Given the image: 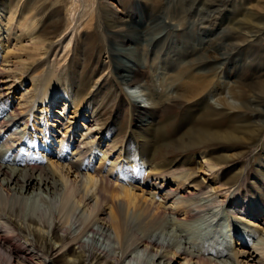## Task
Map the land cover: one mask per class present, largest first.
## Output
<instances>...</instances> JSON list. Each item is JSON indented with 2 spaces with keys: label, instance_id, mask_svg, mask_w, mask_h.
<instances>
[{
  "label": "bare ground",
  "instance_id": "6f19581e",
  "mask_svg": "<svg viewBox=\"0 0 264 264\" xmlns=\"http://www.w3.org/2000/svg\"><path fill=\"white\" fill-rule=\"evenodd\" d=\"M260 1L264 0H258V2ZM19 4L22 5L21 1ZM21 5L20 8L18 4L16 6L11 5L13 7L11 10L8 9L10 5L6 7L7 10L0 8V12L4 13L3 16L8 21L7 23L14 22L18 18L17 28L18 30L22 28L24 31V33L15 36L17 37L15 40L21 44V48H17V43L13 46L14 51L17 49L23 55L26 54V57L15 55L14 62L12 61L15 68L37 65L41 62L39 60L54 51L55 46L59 47V44L56 45L57 42L54 40L50 41L49 46L44 44V40L36 34L38 25L42 23L43 26V18L39 15L23 14V10L30 6L29 1L27 4ZM254 10L244 9L243 16L234 26L233 33L229 37L231 41L225 44L224 50L222 48L215 49L217 59L210 54L208 55L206 50L204 51L202 48L199 50L200 44H203L205 34L201 30L197 36L185 35L186 38L184 37L181 46L174 47L177 50L175 53L176 58L172 61L165 58V62L158 63L156 55L153 57L154 50L150 49L151 46L148 47V43L146 45L142 44L144 39H137L132 35L130 37L131 42L129 44L125 43L123 41L124 36L118 33L122 30L119 24L118 28L112 32L113 38L106 40L109 59L102 60L101 56L98 55L95 63L102 62L110 68L114 66L115 84L117 90H120L122 101L128 106L139 110V115L136 116L141 118V122L145 121V117L151 115L150 120L146 119V122H148L145 126L149 127L151 132L158 125L155 121L156 114L147 113L150 110L142 108L140 103L155 106L161 104L163 98L168 100L169 95L162 94V86L170 79L168 76L171 72L174 71L179 74L177 68L182 65L183 70L180 74L189 77L191 80L197 79L196 82L200 84V87L191 94L195 92L198 96L202 94L200 99H202L203 104L210 101L214 105L208 106L207 109L218 110V107L223 106L231 112L232 116L241 115L248 123L240 126L238 132L242 134L240 138L248 139L253 132L264 131V120L260 119L264 116V82L255 84L254 87L247 83V87L243 88V86L237 84L236 80L232 81L230 79L228 71L233 63L230 61L231 54L241 46L239 44L255 42L264 31V13H262L264 5H257V9ZM107 16V18L111 17V13H108ZM1 23H3L2 19ZM117 23L115 19H112L109 26L116 28ZM0 30H2V32L0 31L1 35L2 33L6 34V41H0V48L2 49L3 44L8 45V41L14 36L11 35V31L8 32L7 28L4 30L1 28ZM71 33L72 36L68 43L75 38L74 33ZM147 34L150 33L147 32ZM234 38L241 42L233 41ZM83 49L86 56L91 54L88 44ZM11 52L12 50L9 48L4 54L0 53V83L10 81H2L1 76H4V73L7 72V67L3 65H5V62L11 61ZM148 52L152 53L151 59L155 63L151 62L146 65L147 67L145 66V69L147 68L152 73L150 80L152 84L139 78L138 73H136V70L140 69L139 63L142 65L150 62ZM181 52H184V55H181ZM75 53L77 52L74 50ZM199 53L205 56H201ZM35 54H41V56L37 57L38 55ZM134 57L137 60V66H135L136 62L133 60ZM58 58L56 57V60L54 58V60L48 62V71L53 63L57 62ZM124 59L127 60L126 62L131 60L134 64L126 63ZM91 66H94V64L85 59V68L81 72L79 87L86 85V80L92 73L90 71L85 72V70ZM14 72L17 74L16 70ZM47 77L53 78L51 70ZM102 80L103 77L99 76L94 81L95 89L98 88V84ZM47 83L48 79H43L38 83L40 86L38 89H35L37 83H34L29 90L25 89V92L20 95L22 98L26 93L24 101H20L17 106H13V104L10 106L9 102L5 104L4 95L2 92L0 93V250L6 254L7 262L5 264H264V215L259 217L260 214H255L250 208L253 200L250 204L243 201L240 204L230 201L231 194L237 187L236 184L227 188L215 177L218 182L212 186L210 191L195 192L196 194L193 195V191L189 189L188 192L191 193L189 195L184 190L193 183L194 179H199V175L195 171L196 167L191 165L193 167L189 166V170H183L184 172L179 174V165L174 164V168L168 172L167 167H163L161 164L148 163L150 161L146 160L145 157L147 156L143 154L145 146L144 148L136 146L133 157L130 153H126L125 160L121 162H119V158L123 153L120 150L115 160H107V165H104L103 160L106 159L109 150L117 148L118 143L116 139L110 141L107 132L103 137L109 140L107 143L109 149L105 151L99 145L100 143H97V135L89 136L90 139H87V141L81 140L78 145L75 144V140L70 139V143L77 147L74 150L75 159L68 157L71 146L64 142L65 136H63L62 144L59 145V148L55 146L54 151L58 149L55 153L63 157L67 164L54 161L48 155V152L42 153L39 150L36 153H34L35 151L30 152V150L44 147L47 151L53 153L50 143L43 142L38 136L34 137L33 134H29V131L27 134L25 133L27 127L32 128L33 132L38 129L33 124L34 118L31 122L34 110L38 109V104H42V106L48 104L49 107H43L42 111L50 110L54 98L48 94ZM123 85L127 89L123 88ZM236 87L239 90H236ZM206 91L207 97H205ZM236 91L245 93V95L239 96ZM79 93L78 90L74 91L71 94L73 99L69 102V106L74 107V113L77 115L82 105L85 104V98ZM65 95L67 93L62 91L55 94V97L59 98ZM19 105H22L23 108H20ZM64 105L65 108L68 106L67 103ZM93 107H95L94 104L88 107L85 106V112L88 114ZM96 110L95 107V111H92V117L96 122L90 127L84 123V130L81 132L83 135L87 134L86 129L90 128V131H92L93 126L99 122L96 118L98 115ZM54 113L58 112L54 110ZM25 114L28 117L23 118ZM82 115L84 119L89 120L88 115ZM254 115L257 116L256 119ZM64 119L66 125H62L63 135L68 133L71 125L69 119L66 117ZM19 120L24 127L14 126ZM52 120L46 121L51 128H47L45 124L44 130L55 138L54 134L57 132L56 122L62 123V121L57 118ZM156 130H158V127ZM213 135L215 140H225L235 136L228 130L224 132L215 131ZM24 140L25 142H23ZM95 141L96 145H94ZM144 141L149 143L148 139ZM17 143L19 145L23 143L24 145L18 146ZM262 146L264 147V142ZM92 149L93 151L89 156H94L95 150L100 151L98 154L100 162L97 166L92 163L93 159L88 160V152ZM219 150L216 151L215 156H211L212 159H208L206 152H201L202 160L200 164L205 162L207 170L214 176L213 166H218L215 165L216 161L226 160L233 155L232 152L228 153L227 148ZM29 154H32L35 158L36 165L17 167L8 163L7 157L11 155L19 163L26 162L29 159ZM153 154L152 152V156ZM129 158L130 160L127 161ZM144 159L148 162H140ZM88 165L94 170L90 172L86 170L88 174H83L82 166ZM107 168H109L108 171H111V174L115 171L118 177V183L115 184L112 190L104 185L109 179L107 176L109 172L107 175H103ZM147 168L150 169L149 173L145 171ZM202 168H205V166L200 167L198 171H201ZM135 169L141 173V177H137V180L138 178L146 180L151 177L156 179L150 191L141 189L134 183L136 176L132 175V171ZM245 172L246 169H243L242 173ZM168 177H173L171 180L176 183V188L166 189L164 184L161 183L160 180H166ZM197 183L191 186L195 187V190L203 191L201 188L202 183ZM93 188L95 189L93 190ZM138 190H141V192H138ZM237 190L238 188L236 192ZM220 197H223V199H218ZM167 198L172 199V202L166 201L169 200ZM209 198L217 199L214 201H218L223 206L219 205L222 207L213 209L216 204L212 206L211 211L208 208L205 209L208 203L204 199L209 200ZM254 201L260 203L259 200L255 199ZM106 202H110L107 208L103 207ZM204 203L206 204L204 205ZM259 205L254 210L259 209L264 212V205ZM235 206L249 209L247 212L241 213L240 216H234L229 211H233ZM206 210L214 216V219L210 217L212 218L211 221L204 217L205 214H201L207 212ZM71 212L76 214V220L71 219ZM248 213L253 218L249 219V216L246 215ZM172 226L178 228L179 233ZM231 226H234L233 230ZM59 229L65 231L64 234H59ZM5 231L11 232L13 234L12 238L19 239L22 247L13 243L7 235L2 236L6 234L3 233ZM186 234L188 235L186 239L189 241V246L182 241L185 238L183 235ZM255 235L258 236L255 237ZM37 241H41L42 244ZM74 244L78 247H73ZM195 245L199 249L207 248L203 254H200L197 252ZM50 246L52 248L57 247L56 250L59 253L55 256L59 261H56L55 257L47 259V249ZM88 251L90 252L89 255H87ZM109 251L117 254L113 255L116 260L112 257V259L105 258V252ZM217 253H226L229 257L226 256L225 259L219 260L220 256L216 258ZM125 259L127 262L123 263L122 261Z\"/></svg>",
  "mask_w": 264,
  "mask_h": 264
},
{
  "label": "rangeland",
  "instance_id": "374dc122",
  "mask_svg": "<svg viewBox=\"0 0 264 264\" xmlns=\"http://www.w3.org/2000/svg\"><path fill=\"white\" fill-rule=\"evenodd\" d=\"M20 1L22 5L27 4L28 1L30 3V6L23 10L24 15H39L41 18H43V26L42 23L38 25L36 34L38 37L44 40V44H48L49 46L50 41L52 40L57 42L56 45L59 44V47L55 46L54 51L51 54L45 56L42 60H39L41 62L37 63V65L35 64L36 66L31 65L27 67L21 66L15 68L12 63L13 59H15V55H22L23 57H26V54L23 55L22 52L17 49L14 51L13 46L15 43H17L15 40L17 37L15 36L24 33V31L22 28H20V30L17 28L18 18L15 19L14 22L7 23L8 21L3 16L4 13L0 12V29L2 28L4 30L7 28L8 32L11 31V35L14 36L7 43L10 50H12L10 55L11 61L4 63L5 65L3 66L7 67V72L4 73V76H1V79H3L2 81L10 80L8 82L0 83V93L2 92L4 95V103L7 104V102H9L10 106L11 104H13V106H17L20 101H24L26 93L22 98L20 97V95L25 92L24 90L31 89L34 83H37L35 89H38L40 87L38 83L43 79H48V94L54 98L51 102L49 111H47V109L42 111L43 107H49L48 104L45 106L38 104V109L34 110L31 122L34 118L33 124H35L37 126L36 128L38 129L33 132L32 128L27 127L25 129L26 132L24 131L26 134L29 131V134H33L34 137L38 136L40 140H43V142H47L48 144L50 143V146L52 145L51 147L53 153H50V151H47V149L44 147L30 150V152L35 151L34 153H36L38 150L42 153L48 152V155L54 161L67 164L63 157H60L58 153H55L58 149H55L54 151L55 146L59 148V145L62 144L63 136H65L64 142L66 144H70L71 146L69 149L71 150L70 154L67 152L68 157L75 159L74 150H76L77 147L70 143V139H73V141L75 140V144L78 145L80 144L79 142L81 140L87 141V139L89 140L92 135H97V143H100L99 145L102 146L103 151L109 149L107 145L109 140L112 141V139H116L118 141L117 148L110 149L106 159L103 160L105 163L104 165H107V160H115L120 153V150H122L123 154L121 158H119V162L125 160L124 157L126 153H130L131 157H133V151H135L136 146H141V148H144L145 146L143 154L148 157H145V159L149 160L150 162L146 161L145 159L140 160V162L145 161L148 163L161 164L163 167H167L168 172L174 168V164H177L179 165V174L186 171L187 169L189 170V166L193 167L191 165L196 167L195 171H197L199 179H194L192 184H198L197 182H201V188L203 191H200L199 189L195 190V187H192V184H190L184 190V192H187V194H191L189 193L190 191L188 192L189 189L193 191V195L196 193L210 191L212 186L218 182L215 179V177H217L219 182L224 184V186H227V188H230V186L233 184L237 185L236 189L238 188V190L236 192V189H234V192L231 194L230 201L238 204L243 201L246 204H250V202L253 200L250 204V208L253 210V212H255V214H260L259 217L264 215L263 211H260L259 209H257V211L254 210V208H258L257 206L259 204L264 205V147L262 146L264 142V131H257L258 133L253 132L248 139L240 138L242 134L238 132L240 131L238 128L240 126H244V124L248 123V121L243 119L241 115L232 116L231 112L223 106L218 107V110L207 109L208 106L214 105L210 101L203 104L202 99H200L202 94L199 96L196 92L191 94L194 90L200 87V84L196 82L197 79L191 80L189 77L181 75L180 73L183 70L181 65L179 68H177L179 74L174 71L171 72L168 76L170 79L165 85L162 86V94L169 95L168 100L167 98H163V102H161L163 105L159 104L151 106L150 104L140 103L142 108L150 110H148L149 112L147 113L156 114L155 121H157L158 125L154 127L153 130H156L157 127L158 130H152V132H155L152 133L149 127H145L146 123L148 122H146V119L150 120L149 117H151V115L145 117V121L141 122V118L137 117L139 115V110L128 106L122 101V95L119 93L120 90H117L115 84L116 76L114 66H111L110 68L105 63H95V61H97L96 57H98V55L101 56L102 60L109 59L108 43L106 40L113 38L112 32L113 30L117 29L120 24L122 30L118 33L124 36L123 41L125 43L129 44L131 42L130 37L133 35L137 39H144L142 44L146 45L148 43V47L151 46L150 49L154 50V56L151 52H148L150 54L149 63H143L142 65L139 63L138 66L140 69L135 67V69H137L136 73H138L139 78L147 80L149 84H152L150 81L152 73L150 70H147V68L145 69V66L152 62V56L155 57L156 55V61L158 60V63L165 62V58H169V60L172 61L177 57V55H175L177 50H175L174 47L181 46L182 41H184L186 38L185 35L197 36V34L202 30V32H205L203 36L204 41L202 45L200 44L199 50L202 48L204 51L206 50L208 55L210 54L215 59H217L215 56V49H223L225 44L231 41V38L229 37H231L233 33L234 26L237 25V22L243 16L242 14L244 9L248 8L252 11H255L254 9H257V5H264V1L0 0V8H5V10H7L6 7L10 5L8 9L11 10L13 8L11 5L16 6L17 4L20 8ZM108 13H111V17L109 18H107ZM262 13H264V10H262ZM1 19L3 20V23H1ZM112 19H115L116 22H118L116 28L109 26V22ZM3 24L5 25L3 26ZM0 31L2 32V30ZM1 32L0 41H6V34L2 33L1 35ZM71 32L74 33L75 38L72 40V42H70V45L68 41L72 36ZM147 32L150 34H147ZM233 41L241 42L236 40V38H234ZM196 42L198 43V41ZM17 44V48L20 49L21 44ZM87 44L91 50L89 51L91 54L86 56V53H83V48H85ZM8 45L4 43L3 48H0V53L4 54L6 51H8ZM239 45H237L239 48H236L231 54L230 61L233 63L230 67V70L228 71V76H230V79L232 81L236 80L237 84L243 86V88L247 87V83L254 87L255 84L257 85L264 82V31L262 32L261 37L255 40V42L243 44L240 43ZM74 50L77 53L74 54ZM134 54L136 55L137 52ZM199 54L201 56H205L202 53ZM165 55L167 56L165 57ZM181 55H184V52H181ZM40 56L41 54H39L37 57ZM55 56L57 58L59 57L60 60L58 58L57 62L53 63L52 67L49 69V71L51 70V73L53 72V78L50 79L47 77L49 74L47 66H49V61L51 62L54 60V58L56 60ZM85 59H87L90 63H93L94 66L86 68L85 72L90 71L92 74L88 76L86 85L84 87H79L78 84L81 79V72L85 68ZM133 60L136 62L135 66H137V60L135 57ZM124 61L126 62L127 60L124 59ZM129 61L126 63H129L130 65L134 64L133 61ZM22 68L23 72L21 73ZM14 70L17 71V74L14 72ZM99 76H102L103 80L99 82L98 88L95 89L93 83ZM123 88L127 89V87H124V85ZM76 90H78L80 92L79 94L85 98V104H83L80 108L78 115L74 113V107L72 105L69 106L70 100L73 99L71 94ZM236 90L239 89L236 87ZM62 91L66 92L67 95L59 98L55 97V94H59ZM240 91L242 90L240 89ZM237 94L239 96L245 95V93L239 92H237ZM205 97H207V91ZM65 103L68 105L66 108L64 105ZM91 104H94L97 109L96 111H98L96 118H98L99 122L93 126L92 131H90V128L86 129L85 131L87 134L83 135L81 132L84 130V123L90 127V125L96 122L92 117V111H95V107H93L92 111L88 112V114L85 112L86 109L84 107H88ZM19 106L20 108H23L22 105ZM54 110L58 113H54ZM82 114L88 115L89 120L84 119ZM25 117H28V115L25 114L23 118ZM65 117L70 120L69 124L71 125L68 133L63 135L64 129L62 125H66V120L64 119ZM256 117L257 116L254 115L255 119ZM54 118L62 121V123L56 122L57 132L54 134L55 138L44 130L47 125L46 121H51L52 119L54 120ZM260 119L263 121L264 116L260 117ZM21 123L22 122L19 120L14 126L20 125L21 128L24 127V125ZM47 128H51L50 125H47ZM226 130L235 136L229 137L225 140L214 139L213 134L215 131L224 132ZM106 132L108 134L109 140L103 137ZM43 135L45 138H43ZM147 139L149 143H147V141L143 142V140ZM23 142H25V140ZM97 143L95 141L94 145ZM17 144L18 146L24 145L23 143L22 145H19V143ZM221 148H227V151H229L228 153L232 152L233 155L228 157L226 160L223 159L221 161H216L217 164L215 163V165L218 166H213L215 174L214 176L213 174H210V171L207 170L205 162L200 164V161L202 160L201 152H206L208 154V159H212L211 156H215L216 151H220L219 149ZM92 151L93 149L88 152L87 156H89ZM99 152V150H95L94 156L97 157L96 159L94 156L88 157L89 161L93 159L92 163L94 166H97L100 162L98 155ZM152 152L154 153L153 156ZM28 156L29 159L26 162L17 163L14 160L13 155L7 157V159L9 160L8 163L12 164L11 166L14 165L17 167H26L28 165H36V161L34 160L35 158L32 156V154H29ZM129 160L130 158L127 159V161ZM203 165L205 168H202L201 171H198ZM82 169L84 170L83 174H88L87 171L90 172L94 170L89 165L85 167L82 166ZM108 169L109 168H107L103 175H107L109 172ZM243 169H246L244 174L242 173ZM145 171L149 173L150 169L147 168ZM133 174L136 176L134 183L137 185V187H141V189L147 191H150L151 188H153V183L156 180L154 177L147 178L146 180H141V178H138L137 180V177H141V173L137 169L132 171V175ZM107 176L109 179L104 185H106L109 190H112V188L114 189L115 184L118 183V177L115 171L114 173L112 172V174L110 171ZM172 178L173 177H168L166 180H160L166 189H169L170 187H177L176 183L171 180ZM94 189L95 188H93V190ZM138 192H141V190H138ZM167 199H169L166 200L169 203L172 202V199ZM218 199H223V197ZM255 199L259 200L260 203H255ZM209 200L204 199V201L208 203V206L210 205L208 207L207 204L204 203V205L206 204V207L203 205L205 209L208 208L210 210L212 206L216 204L217 207L214 206L213 209H219L223 206L222 204H219L218 201L215 202L217 199L209 198ZM109 204L110 202H106V204H103V207L107 208L109 207ZM238 207L239 206H235L233 211L229 212L234 216H240L242 215L241 213L247 212L249 209L247 207ZM206 211L207 212H202L201 214H205L204 217L208 221L212 220L210 217H213L214 219V216L209 213L208 210ZM246 215L249 216V219L253 218L250 213ZM70 217L72 220H76L77 218L74 212L70 213ZM172 228L175 231H178V228L174 226H172ZM233 228L234 226H231L232 230ZM64 232L65 231H60V229L58 230L59 234H64ZM3 233L6 234L2 236L7 235L13 243L19 245V247H22L19 239L12 238L13 234L11 232L5 231ZM187 236V234L183 235L185 238H183L182 241L189 246V241L186 239ZM257 236L255 235V237ZM37 242L42 244L41 241ZM185 243L183 244L185 245ZM73 247L78 246L74 244ZM56 248L57 247L52 248L50 246V248L47 249V259H51L52 257L56 258L55 255H58L59 253V251L57 252ZM195 248L197 249V252L203 254L207 247L199 249L195 245ZM3 253L4 252L0 250L1 264H5L7 262L5 257L6 254ZM89 254L90 252L88 251L87 255ZM105 254L103 253L105 258L109 257L108 259L113 258L116 260L113 255L117 254L111 251L105 252ZM226 256L227 258L229 257L226 253L216 254V258L219 257V260L225 259ZM56 261L59 260L56 258ZM122 262L125 263L127 261L125 259Z\"/></svg>",
  "mask_w": 264,
  "mask_h": 264
}]
</instances>
